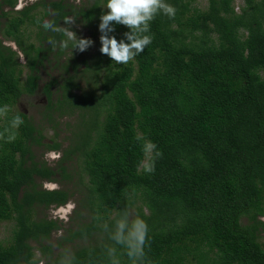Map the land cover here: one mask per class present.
Returning <instances> with one entry per match:
<instances>
[{
  "label": "trees",
  "instance_id": "16d2710c",
  "mask_svg": "<svg viewBox=\"0 0 264 264\" xmlns=\"http://www.w3.org/2000/svg\"><path fill=\"white\" fill-rule=\"evenodd\" d=\"M2 2L12 6L15 0H0V16ZM100 2L106 0L76 9L70 1L37 0L9 10L2 30L24 61L0 42V106L31 94L43 60L66 52L47 43L65 37L43 29L42 21L60 26L72 13L98 29L108 11ZM165 2L175 8L174 17L160 14L151 21V43L128 64L101 54L99 41L80 59L85 87L79 92L71 91L77 86L72 74L44 83L49 108L78 117L65 146L54 131L51 142L43 141L23 112L0 118V131L16 114L24 120L14 141L0 140V222L13 221L8 242L0 243V264H34L30 241L41 244L59 228V219L32 213L68 199L66 188L37 182L69 179L67 160L78 165L74 172L90 220L67 228L56 244L92 239L62 247L53 264L65 252L72 264H108L103 246L112 242L100 224L111 227L117 212L130 206L148 225L150 264H264V0H240L237 10L233 0H207L203 8L193 0ZM113 27L109 35L125 39L129 29ZM146 141L162 153L152 173L141 168ZM34 146L60 149L55 165L35 158ZM39 249L49 254L50 244ZM117 249L121 264H130Z\"/></svg>",
  "mask_w": 264,
  "mask_h": 264
},
{
  "label": "rangeland",
  "instance_id": "374dc122",
  "mask_svg": "<svg viewBox=\"0 0 264 264\" xmlns=\"http://www.w3.org/2000/svg\"><path fill=\"white\" fill-rule=\"evenodd\" d=\"M32 1L34 0H15L16 4L13 6V8L19 9ZM63 1H70L74 4V8L83 9L91 4L94 0H79V3H77L76 0ZM206 1L207 0H193L192 5L197 8H203L206 5ZM99 5L103 7L101 2ZM67 17H72V13H68ZM73 17L76 18V22L74 25L70 26V30L75 32L78 38L88 37L91 39L93 41L92 46L84 52H78L75 50L72 54L67 49L66 52L57 58L56 61L51 55H48V60H43L42 66L38 67V79L35 90L31 94L21 93L13 103L4 104L8 105L11 109L8 115H11L17 111L23 112L41 130V134L44 136L43 141L51 142L50 138L52 137L54 131V138L56 141L60 142L61 146H65L67 144L68 138L74 131L78 120L77 114H62L60 116L56 115V112L49 108L51 103H49L48 97L43 93L41 88L44 83L51 78H54L59 82L62 77L66 76L67 74H72L74 76V80L77 82V86L72 87L71 91L75 93L79 92L85 87V74L81 72V69H83L84 66L80 59L81 57H87L89 54H91L96 48L97 43L100 41V33L95 26L82 23L79 15ZM60 26L63 27L66 25L63 22H60ZM2 27L3 26H0V42L14 49L16 51L18 62L22 63L24 61L23 55L17 49L15 43L9 39V36H6L3 33ZM33 30L34 28H32V31ZM30 38L31 40H34L33 35H31ZM64 63H66L65 66H63ZM72 64L74 65V68ZM64 68H66V70H64ZM24 71L25 69H23L21 72V79H23ZM55 88V84H51L49 87L51 90L50 101L53 102L55 100L56 94ZM32 149L35 158L43 159L50 166L55 165V161L60 155V149H45L42 146H34ZM63 164L65 165L66 171L71 174L69 179H62L59 175H56L55 180L50 181L37 179V182L40 183L41 187L56 188L60 186L66 188L69 196L68 199L61 205H51L45 209L39 206L34 207V212L32 213L34 218L44 215L47 218L50 217L60 220L59 228L51 231L48 239L42 241L41 243L50 244L49 254H45L39 249V246L41 245L40 243L36 241H30V244L34 250V256L38 257L37 262L34 264H53L54 258L58 252L61 251L62 247L69 249L74 245L82 244L87 240L92 239V237H89L76 240L71 243L63 242L60 244V246L56 244V242H60V238L66 233L67 228L75 227L76 223L79 224L90 220L89 210L83 204H81L83 199V189L80 182L77 181V175L74 172L77 170L78 165L72 160L64 161ZM137 203L138 201H136L134 204ZM132 207L130 206L128 208L130 213H132ZM262 218L264 219V216ZM12 227V220H3L0 222V243L8 242ZM262 237H264V232L262 233Z\"/></svg>",
  "mask_w": 264,
  "mask_h": 264
},
{
  "label": "clouds",
  "instance_id": "9594fccd",
  "mask_svg": "<svg viewBox=\"0 0 264 264\" xmlns=\"http://www.w3.org/2000/svg\"><path fill=\"white\" fill-rule=\"evenodd\" d=\"M79 3V0H76ZM103 7L107 8V13L100 16L98 30L101 33L99 40L100 53L106 55L115 64H128L139 55L152 41L148 34L150 23L157 15L163 14L169 18L175 15V8L165 2V0H106ZM55 16V12L50 13ZM66 26H59L54 20L44 19L41 26L46 31L61 33L65 39L57 41L49 38L47 43L55 50H67L71 47L78 52H84L92 46L93 41L87 38H78L76 33L70 30L76 18L65 17L63 19ZM39 23V21H38ZM113 24H120L129 29L125 32L124 38L117 40L109 33L115 31ZM125 40L128 42L126 43ZM11 111L8 105L0 106V118L7 119ZM24 123L21 115L16 114L8 121V126L0 131V140L12 142L16 139V130ZM145 159L141 168L145 173H152L155 169V160L162 155L156 150V145L151 141H146L142 146ZM100 220V217H96ZM100 227L107 233L111 244L103 246L108 264H121L118 249H123L122 255H126L130 264H150L146 259L145 247L148 242V225L138 215L133 216L127 210H119L112 226L108 222H102ZM73 256L70 252L61 255L59 264H72Z\"/></svg>",
  "mask_w": 264,
  "mask_h": 264
},
{
  "label": "flooded vegetation",
  "instance_id": "af4514ba",
  "mask_svg": "<svg viewBox=\"0 0 264 264\" xmlns=\"http://www.w3.org/2000/svg\"><path fill=\"white\" fill-rule=\"evenodd\" d=\"M34 1H37V0H34ZM34 1L30 2V3H33ZM29 3V4H30ZM16 4V2H14V4L12 6H9V3H5V2H2L1 3V9L3 12H5V14L3 16H0V26H3L5 20L9 17V10L13 9V10H16V8H13V6ZM28 5V4H26ZM23 7V6H22ZM20 9V8H19ZM6 36H9V35H6ZM11 40V39H10ZM3 44V43H2ZM6 45V44H5ZM45 180V179H43ZM49 181V180H47Z\"/></svg>",
  "mask_w": 264,
  "mask_h": 264
},
{
  "label": "built area",
  "instance_id": "2783aa9c",
  "mask_svg": "<svg viewBox=\"0 0 264 264\" xmlns=\"http://www.w3.org/2000/svg\"><path fill=\"white\" fill-rule=\"evenodd\" d=\"M233 5H234V9H238V7H239V4H240V0H233Z\"/></svg>",
  "mask_w": 264,
  "mask_h": 264
}]
</instances>
